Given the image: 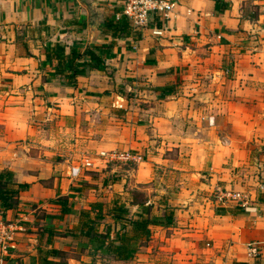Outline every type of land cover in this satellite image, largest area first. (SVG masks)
I'll return each mask as SVG.
<instances>
[{"label": "crops", "instance_id": "0c3cea01", "mask_svg": "<svg viewBox=\"0 0 264 264\" xmlns=\"http://www.w3.org/2000/svg\"><path fill=\"white\" fill-rule=\"evenodd\" d=\"M167 1L163 36L150 25L114 38L103 27L123 0H0V172L22 187L16 210H0L15 229L0 264H264V0ZM48 47L95 49L104 68L69 84ZM101 151L143 161L106 164ZM219 188L245 205H221ZM131 190L160 221L117 260L91 236L131 233L113 217Z\"/></svg>", "mask_w": 264, "mask_h": 264}, {"label": "trees", "instance_id": "16d2710c", "mask_svg": "<svg viewBox=\"0 0 264 264\" xmlns=\"http://www.w3.org/2000/svg\"><path fill=\"white\" fill-rule=\"evenodd\" d=\"M132 29L129 20L126 17H122L119 20L108 18L103 27L104 32H107L114 38L129 36ZM137 39H139L138 36ZM94 48L96 49L97 47L95 46ZM95 49H87L82 54L80 53V50L71 48L70 53L65 55L64 47L58 49L48 47L46 49V57L48 60L58 59L57 69L63 72H69L67 82L69 84H75L76 76L86 74L87 69L101 70L104 68L102 58L95 53ZM84 56L90 57L91 62L79 64L78 60ZM21 190L22 187L17 183L12 171H1L0 210H16L20 202L19 197ZM128 195L130 200L128 206L126 203H116L114 206L113 217L116 222H124L126 225L131 226V233L126 231V227H123L125 231L122 235L115 238L112 237L111 229L108 228L105 233H97L93 231V235L91 236L90 230L94 229V221L91 219L90 212H95V210H97V205L95 203L91 205L89 211H81L80 221L74 229L81 235L91 236L94 241L97 240V238L101 239V242H98V247L114 251L117 260H128L135 250L132 242L134 240H142L143 238L149 239V226L151 224H157L160 221L155 215L154 207L149 202V198L145 193L131 190ZM57 202H60L61 204L62 213L69 212L67 204L63 198L57 199ZM133 208H136L134 213L131 212ZM167 213L169 214V212H166L164 218L169 221L172 214L170 213L168 215Z\"/></svg>", "mask_w": 264, "mask_h": 264}, {"label": "built area", "instance_id": "2783aa9c", "mask_svg": "<svg viewBox=\"0 0 264 264\" xmlns=\"http://www.w3.org/2000/svg\"><path fill=\"white\" fill-rule=\"evenodd\" d=\"M174 2L167 0H123V11L117 15V20L126 17L133 30L141 31L153 25L152 33L154 36H163L166 31V25L174 17ZM157 18L159 20H157ZM158 22L162 23V27H158ZM97 158L106 164L112 162H141L143 156L134 152H118V151H101ZM93 166L90 159H85L82 167L89 168ZM217 200L221 205L230 203H242L245 205L246 196L244 193L230 189L219 188L216 190ZM14 225L0 221V248L4 251L14 248ZM259 255V247L257 244L248 246V256L255 258Z\"/></svg>", "mask_w": 264, "mask_h": 264}, {"label": "rangeland", "instance_id": "374dc122", "mask_svg": "<svg viewBox=\"0 0 264 264\" xmlns=\"http://www.w3.org/2000/svg\"><path fill=\"white\" fill-rule=\"evenodd\" d=\"M37 150H38V148H33V149H31V151H34V152L37 151Z\"/></svg>", "mask_w": 264, "mask_h": 264}]
</instances>
